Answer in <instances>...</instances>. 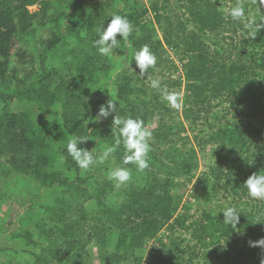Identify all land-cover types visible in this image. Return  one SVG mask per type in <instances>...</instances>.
<instances>
[{
    "label": "trees",
    "instance_id": "1",
    "mask_svg": "<svg viewBox=\"0 0 264 264\" xmlns=\"http://www.w3.org/2000/svg\"><path fill=\"white\" fill-rule=\"evenodd\" d=\"M174 1L149 0L146 6L140 0H0V207L14 178L37 190L60 189L52 204H37L40 215L32 218L42 242L30 231L15 236L27 246L41 243L40 253L10 264L264 262V246L256 243L264 239V201L250 198L243 186L253 173H264V27L255 39L247 38L243 24L225 15L236 0ZM243 3L264 25L260 0ZM35 5L37 11L29 10ZM113 14L134 25L131 65L122 71L93 47L97 30ZM43 30H50L49 37ZM157 31L162 40H156ZM207 38L227 46H211ZM126 42L112 56L125 54ZM145 44L157 64L141 75L132 57ZM169 50L180 67L174 61L165 66ZM55 58L62 64L50 62ZM13 59H21L20 69ZM23 59L33 67L27 69ZM166 68L169 78L161 87L178 94L182 115L150 86ZM179 71L182 76H175ZM113 72L118 114L143 119L153 132L149 169L127 165L133 178L119 189L107 176L123 166L122 147L114 159L86 172L66 151L72 135L89 137L80 147L97 154L114 143L116 113L93 119L107 103L94 90ZM25 103L47 115L61 108L62 125L53 137L31 112L16 111ZM59 156L65 164L55 170ZM200 159L205 167L198 173ZM226 205L241 212L236 226L219 214ZM162 232L165 251L151 249L143 258Z\"/></svg>",
    "mask_w": 264,
    "mask_h": 264
},
{
    "label": "clouds",
    "instance_id": "2",
    "mask_svg": "<svg viewBox=\"0 0 264 264\" xmlns=\"http://www.w3.org/2000/svg\"><path fill=\"white\" fill-rule=\"evenodd\" d=\"M260 3L264 5V0H260ZM225 15L230 17L232 21L243 24L244 29L247 30V38L255 39L260 28L264 27V25L257 23L251 12L246 10L243 0H236V3L225 11ZM260 21H264V16H261ZM97 31L98 38L93 41V47L101 56H111L113 50L120 47L121 40L126 42L132 36L134 25L126 15L113 14L107 27L104 24ZM132 60L135 61L141 75L146 74L149 69H154L157 64V56L147 44L135 51ZM149 83L153 89L160 91L161 99L166 101L170 107H180L177 93L162 89L158 79H152ZM117 99V97L111 95V99L100 106L98 114L93 118L95 121H100L102 118L107 119L113 113H116L111 125L112 135L115 137L114 143L106 146L101 154H97L95 148L88 150L80 147L89 137L72 135L66 145V151L82 172H86L97 163L103 164L105 161L114 159V154L122 147L124 153L123 166L111 168L107 176L108 180L113 182L114 187L119 189L121 186L127 185L133 178L132 169L127 165H134L139 172L149 169L153 132L139 117L120 116L116 103ZM243 186L250 198L264 201V173H261V171L253 173L244 182ZM210 211H215V208H210ZM220 213L224 214L223 220L226 224L236 226L239 222L241 212L234 206L226 205L220 210ZM256 243L264 246V239Z\"/></svg>",
    "mask_w": 264,
    "mask_h": 264
},
{
    "label": "rangeland",
    "instance_id": "3",
    "mask_svg": "<svg viewBox=\"0 0 264 264\" xmlns=\"http://www.w3.org/2000/svg\"><path fill=\"white\" fill-rule=\"evenodd\" d=\"M55 1V0H53ZM141 2H144L145 5H148L149 0H140ZM176 2L172 0V4H175ZM119 9L125 8V4L123 2H119L118 6ZM32 12L38 10V6H32L29 8ZM41 34H44L45 36L49 37L50 30H43ZM156 40H162L161 32L157 31L156 34ZM206 41L211 46L219 45L222 47L223 42H217L214 38H207ZM222 44V45H221ZM226 47V43L223 45ZM20 43L19 41H15V44L12 47V51H16L19 49ZM220 47V48H221ZM130 48L131 43L129 41L126 42V48H125V54L117 55V57H114L111 55L112 61H113V67L115 65V70L122 71L130 67L131 65V59H130ZM169 54H167V58L169 60V63L166 62L165 66L170 65V62L174 61L176 62L177 66L180 67L181 64H179V58L175 54L174 51L169 50ZM12 54V52H11ZM25 64L27 65V69L32 68L33 66L27 63L26 60L23 59ZM21 59H13V66L16 68H21ZM51 63H54L56 65H61V60L55 58L50 60ZM167 68L163 71V73L158 74L155 79H158L160 82H166L168 80L167 75ZM182 69V66H181ZM113 70V71H115ZM175 76L179 77L182 76L181 72L175 73ZM114 79L115 75L114 72L112 73V76L110 80H102L100 85L97 89L94 90L95 94L98 98L102 99L103 101L107 102L109 99H111V95L116 97V93L114 92ZM109 89V90H108ZM166 91H172V88H167ZM111 92V93H110ZM181 96L183 99L184 96V86L181 89ZM117 102V101H116ZM16 111H29L32 113L34 117V121L37 126L45 128L50 135V137H53L55 132L58 131L60 128V125H62V114H61V108L59 106L55 107L53 109L52 114H42L37 106L32 103H25L15 106ZM181 110V111H180ZM179 112L182 115V109L179 108ZM182 117V116H181ZM179 117L181 120L182 118ZM156 126V125H155ZM154 126V127H155ZM62 144V143H58ZM60 145H57L60 147ZM62 156L54 158V169L55 170H61L64 167L65 161L64 158L62 159ZM205 167V161L203 159H200V165H199V172L200 173ZM38 193V194H37ZM60 193V189L55 186L49 189L44 190H37L35 185L31 182H25L21 184L20 180L18 178H14L10 181L9 187L7 188V199L4 204L0 207V264H10L12 261L16 262H23L25 261H33V256L31 255V252L33 253H40L42 249L41 243L37 246H27L25 241L22 239H17L15 236L21 235L25 231H30L34 234L32 237L35 241L42 242V240H39L38 233L34 227L33 219L37 218L40 214L38 212L37 204L40 205H49L52 204L58 194ZM33 206V209H30V207ZM91 208V207H89ZM31 212L33 213L32 217L29 215ZM167 234L165 232H162L156 239L155 242H150L147 244L146 248L143 250L142 257L147 258V255L149 254V251L151 249L159 250V252L165 251V247L162 246L161 240L166 244Z\"/></svg>",
    "mask_w": 264,
    "mask_h": 264
}]
</instances>
